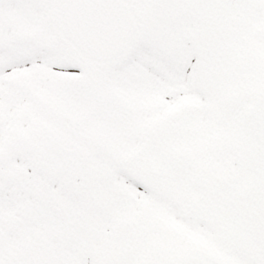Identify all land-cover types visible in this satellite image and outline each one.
Returning <instances> with one entry per match:
<instances>
[{"label":"snow or ice","instance_id":"snow-or-ice-1","mask_svg":"<svg viewBox=\"0 0 264 264\" xmlns=\"http://www.w3.org/2000/svg\"><path fill=\"white\" fill-rule=\"evenodd\" d=\"M0 264H264V0H0Z\"/></svg>","mask_w":264,"mask_h":264}]
</instances>
